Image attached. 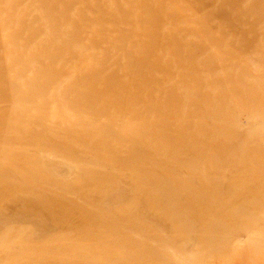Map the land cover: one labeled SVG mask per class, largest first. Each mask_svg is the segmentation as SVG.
I'll return each mask as SVG.
<instances>
[{
  "label": "rangeland",
  "instance_id": "rangeland-1",
  "mask_svg": "<svg viewBox=\"0 0 264 264\" xmlns=\"http://www.w3.org/2000/svg\"><path fill=\"white\" fill-rule=\"evenodd\" d=\"M0 264H264V0H0Z\"/></svg>",
  "mask_w": 264,
  "mask_h": 264
}]
</instances>
